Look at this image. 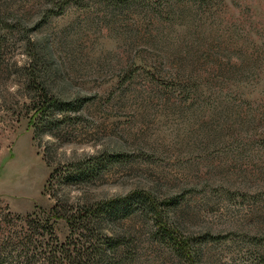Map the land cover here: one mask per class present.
<instances>
[{
	"label": "rangeland",
	"instance_id": "1",
	"mask_svg": "<svg viewBox=\"0 0 264 264\" xmlns=\"http://www.w3.org/2000/svg\"><path fill=\"white\" fill-rule=\"evenodd\" d=\"M133 191L155 210L103 221L107 260L264 264V0H0V240Z\"/></svg>",
	"mask_w": 264,
	"mask_h": 264
},
{
	"label": "trees",
	"instance_id": "2",
	"mask_svg": "<svg viewBox=\"0 0 264 264\" xmlns=\"http://www.w3.org/2000/svg\"><path fill=\"white\" fill-rule=\"evenodd\" d=\"M33 101V108L44 113L41 106L50 107L58 101L42 87ZM61 107L68 106L67 102H59ZM69 166V165H68ZM53 169L49 179L60 178L68 169ZM90 166L77 168L71 174L75 179H81L90 173ZM58 176H54V175ZM69 174V173H68ZM61 203V202H60ZM154 211L155 206L143 191H133L126 195L102 199L94 203H83L76 208H66L59 203L54 204L46 215L36 213L25 216L15 215L20 222L19 230L12 231L0 240V264H11L10 257L23 258L24 264H116L106 258V252L114 251L116 237L101 233L104 220L115 221L127 217L136 208ZM10 213L0 216V223L6 221V226L12 220ZM61 217L68 229V237L59 241L53 231L50 218ZM5 223V222H4ZM21 232V235L18 233ZM17 234V235H16ZM101 236V237H100ZM103 236V237H102ZM174 247L181 264H195L191 249L184 240L174 241Z\"/></svg>",
	"mask_w": 264,
	"mask_h": 264
},
{
	"label": "clouds",
	"instance_id": "3",
	"mask_svg": "<svg viewBox=\"0 0 264 264\" xmlns=\"http://www.w3.org/2000/svg\"><path fill=\"white\" fill-rule=\"evenodd\" d=\"M19 87H20V85H18V84H12L9 87L8 91L11 92V93H15Z\"/></svg>",
	"mask_w": 264,
	"mask_h": 264
}]
</instances>
